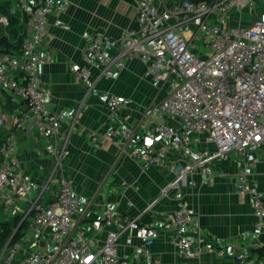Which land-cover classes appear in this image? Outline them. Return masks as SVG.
<instances>
[{"label": "built area", "instance_id": "obj_1", "mask_svg": "<svg viewBox=\"0 0 264 264\" xmlns=\"http://www.w3.org/2000/svg\"><path fill=\"white\" fill-rule=\"evenodd\" d=\"M134 4L137 37L124 41L120 54L144 63V77L166 87V96L159 108L178 119L180 127L151 128L150 134L140 139V148L133 152V159L147 170L168 160L170 153H176L181 163L174 167L175 177L169 187L177 188L194 186L195 182L189 180L194 173L210 180L215 167L236 151L243 166L235 178L236 187L240 195L250 198L254 229L260 233L264 228V199L257 192V185L248 180L246 171L259 161L264 142V0L210 3L134 0ZM258 5H261L260 11L252 13ZM65 8L63 0H14L10 13L19 14V24H25V28L18 52L0 54V93L8 94L27 108L19 113L16 128L21 129L31 120L30 130L42 137L46 152L56 160L67 155L56 144L65 114L47 108L36 67L46 62L39 47L47 18L54 10ZM245 11L250 12L247 20L241 17ZM234 15L239 18L237 24L230 19ZM7 26V17L0 16V28L4 30ZM81 38L86 51L82 54L84 66L75 72L78 80H88L91 67L105 79L112 78L113 64L118 69L124 67L120 55L111 57L105 53L104 47L110 44L106 37L85 30ZM195 39L199 41L195 43ZM198 46L203 47V55L194 52ZM123 104L114 95L105 101L111 111ZM132 133L128 128L109 131L110 136L125 138ZM13 139L6 138L0 149L1 211L7 215L13 202L19 205L25 201L27 207L21 213V222L26 223L23 232L13 241L21 222L14 229L2 250L0 264H94L96 241L78 229L84 209L82 200L73 194L71 183L65 177L60 178L55 199L49 203L34 198L29 175L20 171ZM156 141L165 145L151 151ZM199 144L203 148L194 150L193 145ZM156 201H150L132 219L106 210L91 222L95 232L113 228L106 233L97 252L100 264L124 263L118 254L117 242L126 232L133 233L138 241L132 245L131 237L125 240L126 245L132 246L133 258L143 259L147 264H161L149 251L150 245L159 238L181 257L196 258L202 253L208 238L191 230L196 212L182 202L176 204L165 229L137 223L139 215ZM44 239L49 241L47 250L38 244ZM218 255L226 257L224 249H218Z\"/></svg>", "mask_w": 264, "mask_h": 264}, {"label": "crops", "instance_id": "obj_2", "mask_svg": "<svg viewBox=\"0 0 264 264\" xmlns=\"http://www.w3.org/2000/svg\"><path fill=\"white\" fill-rule=\"evenodd\" d=\"M63 1L65 10H54L47 18L39 47L46 62L36 67L47 108L65 114L56 140L67 152L60 163L47 154L42 137L30 130L31 120L21 129L16 128L19 113L27 110L25 104L0 93V135L3 138L14 136L20 171L30 176L34 198L43 202L52 200L60 177L68 178L73 194L83 203L84 215L78 229L96 241L94 264H100L97 252L106 233L113 228L95 232L91 222L106 210L132 219L154 199L156 203L139 215L140 225L165 229L176 204L182 202L196 212L191 230L208 238L196 258L181 257L163 238L157 239L149 251L161 264H264V228L260 233L255 231L250 198L237 190L235 178L243 166L236 151L215 167L210 180L194 173L189 177L195 182L194 186L177 188L169 187L175 177L173 169L181 163L176 153H170L168 160L147 170L128 156L118 155L122 139L110 136L113 128L132 129V145L136 147L153 125L180 126L178 119L164 116L159 109L166 87L144 77V63L120 54L124 41L137 37L134 0ZM260 9L258 5L252 13ZM249 15L250 12L245 11L241 17L249 19ZM230 19L237 24L239 18L234 15ZM85 30L106 37L110 44L104 47L105 53L111 57L120 55L123 60L122 69H118L116 63L111 66L112 78H103L95 67L90 68L88 80L76 78V70L84 66L82 54L86 45L81 34ZM197 51L199 55L205 52L204 49ZM111 95L124 103L115 111L105 106ZM161 146L163 142L158 141L157 147ZM193 148L202 149L203 145H193ZM246 173L264 199V142L259 161ZM26 207V203L14 205L13 213L3 219L21 215ZM128 237L132 238V245L138 242L130 232L118 239V254L124 262L118 264H147L143 259L133 258L132 246L125 244ZM38 244L47 250L49 241L40 240ZM218 249H224L226 257H220ZM238 255L243 257L238 258Z\"/></svg>", "mask_w": 264, "mask_h": 264}, {"label": "trees", "instance_id": "obj_3", "mask_svg": "<svg viewBox=\"0 0 264 264\" xmlns=\"http://www.w3.org/2000/svg\"><path fill=\"white\" fill-rule=\"evenodd\" d=\"M183 0H169V3H177ZM193 2H206L210 3L213 0H190ZM14 4V0H0V16H6L8 19V26L6 29L2 30L0 28V54H16L18 52L20 41L22 38V33L25 28V24H19V14L10 13V9ZM24 23L26 18H23ZM6 138V137H5ZM4 138V139H5ZM4 139L1 140L0 149ZM1 215V213H0ZM21 222L19 216L12 217L11 219H3L0 221V250L4 248L8 239L12 235L14 229ZM25 221L20 223L13 241L21 234L22 230L25 228Z\"/></svg>", "mask_w": 264, "mask_h": 264}, {"label": "bare ground", "instance_id": "obj_4", "mask_svg": "<svg viewBox=\"0 0 264 264\" xmlns=\"http://www.w3.org/2000/svg\"><path fill=\"white\" fill-rule=\"evenodd\" d=\"M86 51V50H85ZM93 69V68H92ZM91 70V69H90ZM95 70V69H94ZM92 71V70H91ZM165 98V97H164ZM164 100V99H163ZM162 100V101H163ZM161 101V102H162ZM160 109V108H159ZM161 111V110H160ZM162 112V111H161ZM162 114L164 115V116H168V115H166L165 113H163L162 112ZM159 125H166V126H169V127H171V125H169V124H167V123H161V124H158V125H153V126H151L150 128H149V132L148 133H145L144 134V136L145 135H149L150 134V129L151 128H153V127H155V126H159ZM180 127V126H179ZM128 129H130V128H128ZM132 130V129H131ZM133 131V130H132ZM133 136H134V131H133V133H132V135H130L129 136V138H125V137H123V136H121V135H118V136H113V137H119V138H121L122 139V143H121V145H120V150H119V156H128L129 158H131L132 160H134L133 159V157H132V154H133V152H135V151H137V150H139V148H140V141H138V143H137V146L136 147H134L133 145H132V139H133ZM9 137H12V138H14V136L13 135H9V136H7L6 138H9ZM5 138V139H6ZM4 139V140H5ZM13 140H15V139H13ZM4 142V141H3ZM157 142L158 141H156V143H155V146L151 149V151H155V150H157V149H159L160 147H157ZM16 143V142H15ZM3 144V143H2ZM165 145V143L163 142V146ZM163 146H161V147H163ZM194 150H197V149H195V148H193ZM64 152H66V149H64L63 150ZM48 154V153H47ZM15 156H16V144H15ZM17 158V157H16ZM64 159V156H61L59 159H57L58 161H62ZM18 160V159H17ZM19 161V160H18ZM20 163V162H19ZM162 164V163H161ZM57 167V166H56ZM26 174V173H25ZM28 175V174H27ZM30 177V176H29ZM62 177H64V176H61L60 178H62ZM67 180H68V178L67 177H65ZM31 179V178H30ZM59 181V180H58ZM32 182V181H31ZM70 182V181H69ZM33 185V184H32ZM34 189V188H33ZM71 189H72V186H71ZM57 190V189H56ZM56 192V191H55ZM9 195L10 196H12V192L11 191H9ZM55 199V194H54V196H53V198H52V200H50V201H53ZM39 200L40 201H43V200H41L40 198H39ZM50 201H45L46 203H49ZM21 204L22 203H26L25 201H22V202H20ZM2 204H3V200H1L0 199V213H1V215H3L4 217H7V216H10L9 214L10 213H13V207L12 206H14L15 204H18L17 202H13L10 206H9V210L11 209V212L9 213V214H7V215H4L3 213H2V211H1V209L3 210V207H2ZM16 216H19L20 218H21V215H16ZM7 220V219H6ZM137 223H139V220L137 221ZM77 225H79V223H77ZM80 226V225H79ZM143 227H145V226H143ZM23 232V231H22ZM258 251V250H257ZM256 251V252H257ZM262 252H264V251H262Z\"/></svg>", "mask_w": 264, "mask_h": 264}, {"label": "rangeland", "instance_id": "obj_5", "mask_svg": "<svg viewBox=\"0 0 264 264\" xmlns=\"http://www.w3.org/2000/svg\"><path fill=\"white\" fill-rule=\"evenodd\" d=\"M166 1H169V0H166ZM243 20H247V19H243ZM198 40L197 39H195V43L197 42ZM201 49H203V47H201V46H198V50H201ZM195 53L196 52H198V51H194ZM162 113V112H161ZM7 137V136H6ZM5 138V137H4ZM3 138V136H2V134L0 135V143H1V140L2 139H4ZM3 215H0V221H3ZM3 250V249H2ZM2 250H0V255H1V253H2Z\"/></svg>", "mask_w": 264, "mask_h": 264}, {"label": "water", "instance_id": "obj_6", "mask_svg": "<svg viewBox=\"0 0 264 264\" xmlns=\"http://www.w3.org/2000/svg\"><path fill=\"white\" fill-rule=\"evenodd\" d=\"M7 245H8V242H7V244L5 246H7Z\"/></svg>", "mask_w": 264, "mask_h": 264}]
</instances>
